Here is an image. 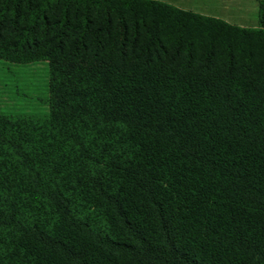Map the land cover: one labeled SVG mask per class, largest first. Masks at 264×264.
I'll list each match as a JSON object with an SVG mask.
<instances>
[{"label":"trees","instance_id":"obj_1","mask_svg":"<svg viewBox=\"0 0 264 264\" xmlns=\"http://www.w3.org/2000/svg\"><path fill=\"white\" fill-rule=\"evenodd\" d=\"M257 3L0 0V264H264Z\"/></svg>","mask_w":264,"mask_h":264},{"label":"rangeland","instance_id":"obj_2","mask_svg":"<svg viewBox=\"0 0 264 264\" xmlns=\"http://www.w3.org/2000/svg\"><path fill=\"white\" fill-rule=\"evenodd\" d=\"M183 9L224 19L244 27L258 24L257 0H162ZM27 69V68H25ZM35 78H40L35 75ZM38 80V81H39Z\"/></svg>","mask_w":264,"mask_h":264}]
</instances>
